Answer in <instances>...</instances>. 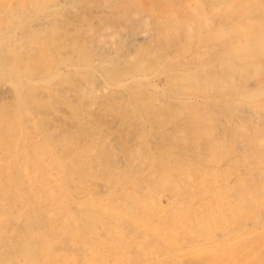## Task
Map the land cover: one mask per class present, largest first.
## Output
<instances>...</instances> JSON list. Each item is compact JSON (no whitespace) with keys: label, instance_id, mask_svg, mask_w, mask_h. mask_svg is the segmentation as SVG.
I'll list each match as a JSON object with an SVG mask.
<instances>
[{"label":"rangeland","instance_id":"rangeland-1","mask_svg":"<svg viewBox=\"0 0 264 264\" xmlns=\"http://www.w3.org/2000/svg\"><path fill=\"white\" fill-rule=\"evenodd\" d=\"M0 224V264H264V0H0Z\"/></svg>","mask_w":264,"mask_h":264},{"label":"bare ground","instance_id":"bare-ground-1","mask_svg":"<svg viewBox=\"0 0 264 264\" xmlns=\"http://www.w3.org/2000/svg\"><path fill=\"white\" fill-rule=\"evenodd\" d=\"M65 1H66V3H68V0H65ZM71 1H72V0H71ZM198 3H199V2H198ZM245 4H246V3H245ZM196 5H197V4H196ZM17 27H18V26H17ZM17 27H16V28H17ZM33 27H34V26H33ZM26 32H27V31H26ZM17 36H18V35H17ZM36 37H37V36H36ZM10 42H11V41H10ZM64 46H65V45H64ZM17 49H18V48H17ZM203 49H204V48H203ZM206 49H207V48H206ZM199 50H200V49H199ZM198 52H199V51H198ZM237 52H238V51H237ZM104 61H105V60H104ZM224 62H225V61H224ZM220 63H221V62H220ZM258 63H259V62H258ZM222 64H223V63H222ZM222 64H221V66H222ZM259 64H260V63H259ZM217 66H218V65H217ZM217 66H216V67H217ZM221 66H220V67H221ZM230 66H231V65H230ZM66 67H67V66H66ZM218 67H219V66H218ZM220 67H219V68H220ZM224 67H225V66H223V69H225ZM217 70H218V69H217ZM221 70H222V68H221ZM215 71H216V70H215ZM218 72H219V71H218ZM227 72H229V71H227ZM215 73H216V72H215ZM219 73H220V72H219ZM103 74H104V73H103ZM228 74H229V73H228ZM228 74H227V75H228ZM230 74H231V73H230ZM231 76H232V74H231ZM231 76H230V77H231ZM107 77H108V76H107ZM146 77H147V76H146ZM185 77H186V76H185ZM182 78H183V77H182ZM231 78H232V77H231ZM135 79H136V77H135ZM179 79H180V77H179ZM133 80H134V78H133ZM183 80H184V79H183ZM183 80H182V81H183ZM185 80H186V79H185ZM231 80H232V79H231ZM231 80H230V81H231ZM139 81H140V80H139ZM142 82H143V80H142ZM192 82H193V81H192ZM194 84H195V83H194ZM54 85H56V84H54ZM48 86H49V85H48ZM52 86H53V85H52ZM153 86H154V85H153ZM18 87H19V86H18ZM21 87H22V86H21ZM21 87H20V88H21ZM50 87H51V86H50ZM53 87H54V86H53ZM171 87H172V86H171ZM48 88H49V87H48ZM16 89H17V87H16ZM32 89H33V88H32ZM58 89H60V88H58ZM14 90H15V89H14ZM20 90H21V89H20ZM28 90H29V88H28ZM102 90H103V89H102ZM60 91H61V90H60ZM63 91H64V90H63ZM36 92H37V90H36ZM14 93H15V91H14ZM62 93H63V92H62ZM173 93H174V92H173ZM32 94H33V93H32ZM34 94H35V93H34ZM65 94H66V93H65ZM102 94H103V93H102ZM52 95H53V94H52ZM62 95H63V94H62ZM36 96H37V93H36ZM45 96H46V95H45ZM63 96H64V95H63ZM38 97H39V95H38ZM66 97H67V96H66ZM44 98H45V97H44ZM51 98H53V97H51ZM51 98H50V99H51ZM116 98H117V97H116ZM161 102H162V101H161ZM156 103H157V102H156ZM186 103H187V102H186ZM196 103H197V102H196ZM154 105H155V104H154ZM164 105H165V104H164ZM189 105L191 106L190 103H189ZM187 106H188V105H187ZM33 107H34V106H33ZM44 107H45V106H44ZM145 107H146V106H145ZM145 107H144V108H145ZM35 109H36V108H35ZM35 109H34V110H35ZM164 109H165V108H164ZM46 111H47V110H46ZM62 111H64V110H62ZM164 111H165V110H164ZM38 112H39V111H38ZM36 113H37V112H36ZM37 114H38V113H37ZM42 114H43V113H42ZM44 114H46V113H44ZM47 114H48V113H47ZM64 114H65V113H64ZM66 114H68V112H67ZM40 115H41V114H40ZM67 116H68V115H67ZM59 118H60V117H59ZM69 118H70V117H69ZM66 119H67V118H66ZM65 121H67V120H65ZM7 122H8V121H7ZM9 124H10V123H9ZM12 124H13V123H12ZM9 131H10V130H9ZM67 133H68V132H67ZM39 134H41V133H39ZM35 136H36V135H35ZM62 136H63V135H62ZM67 136H68V135H67ZM54 138H55V137H54ZM68 138H69V137H68ZM61 139H62V138H61ZM51 140H52V139H51ZM61 142H63V141H61ZM79 143H80V141H79ZM74 144H75V143H74ZM6 145H8V144H6ZM75 146H76V144H75ZM65 147H66V146H65ZM53 148H54V147H53ZM6 149H7V148H6ZM10 150H11V149H10ZM8 151H9V150H8ZM8 151H7V152H8ZM7 152H5V153H7ZM9 152H10V151H9ZM82 152H83V151H82ZM20 154H21V153H20ZM44 154H45V153H44ZM45 155H46V154H45ZM27 156H28V154H27ZM23 158H24V157H23ZM23 158H22V159H23ZM27 159H28V158H27ZM43 160H44V159H43ZM21 161H22V160H21ZM73 161H74V160H73ZM120 161H121V160H120ZM77 162H78V161H77ZM83 162H84V161H83ZM122 162H123V161H122ZM144 162H145V161H144ZM151 162H152V161H151ZM84 163H85V162H84ZM87 163H88V162H87ZM161 163L163 164V162H161ZM123 164H124V163H123ZM130 164H131V163H130ZM134 164H136V162H135ZM147 164H149V163H147ZM162 164H161V165H162ZM111 165H112V164H111ZM115 165H116V164H115ZM120 165H122V164H120ZM145 165H146V164H145ZM122 166H123V165H122ZM124 166H125V165H124ZM132 166H133V165H132ZM152 166H153V165H152ZM154 166H155V165H154ZM248 166H250V165H248ZM252 166H253V165H252ZM108 167H109V166H108ZM108 167H107V168H108ZM116 167H119V166H116ZM127 167H128V166H127ZM146 167H147V166H146ZM149 167H150V166H149ZM149 167H148V168H149ZM176 167H177V166H176ZM176 167H175V168H176ZM109 168H110V167H109ZM109 168H108V169H109ZM114 168H115V167H114ZM161 168H162V167H161ZM163 168H164V167H163ZM163 168H162V169H163ZM112 169H113V168H112ZM140 169H141V168H140ZM145 169H146V168H145ZM149 169H150V168H149ZM165 169H166V168H165ZM173 169H174V168H173ZM180 169H181V168H180ZM83 170H84V169H83ZM113 170H114V169H113ZM117 170H118V169H117ZM127 170H128V169H127ZM166 170H167V169H166ZM174 170H175V169H174ZM16 171H17V170H16ZM89 171H90V168H89ZM114 171H115V170H114ZM138 171H139V170H138ZM154 171H155V170H154ZM179 171L181 172V170H179ZM126 172H127V171H126ZM134 172H135V171H134ZM142 172H143V171H142ZM148 172H149V171H148ZM163 172H164V171H163ZM82 173H83V172H82ZM112 173H113V172H112ZM137 173H138V172H137ZM153 173H154V172H153ZM159 173H160V172H159ZM53 174H54V173H53ZM139 174H140V173H139ZM168 174H169V171H168ZM168 174H167V175H168ZM170 174H171V173H170ZM179 174H180V173H179ZM179 174H178V175H179ZM106 175H107V174H106ZM145 175H146V174H145ZM153 175H154V174H153ZM153 175H152V176H153ZM163 175H164V173H163ZM107 176H108V175H107ZM120 176H121V175H120ZM152 176H151V177H152ZM165 176H166V174H165ZM117 177H118V176H117ZM117 177H116V178H117ZM125 177H126V176H125ZM129 177H132V176H129ZM169 177H170V176H169ZM169 177H168V178H169ZM116 178H114V179L116 180ZM118 178H119V177H118ZM118 178H117V180H118ZM147 178H148V177H147ZM152 178H153V177H152ZM54 179H55V178H54ZM111 179H112V178H111ZM111 179H110L109 181H111ZM114 179H113V180H114ZM121 179H123V178H121ZM125 179H126V178H125ZM153 179H155V178H153ZM156 179H157V178H156ZM163 179H164V178H163ZM172 179H173V178H172ZM179 179H180V178H179ZM89 180H90V178H89ZM119 180H120V178H119ZM176 180H177V179H176ZM126 181H127V180H126ZM116 182H118V181H116ZM116 182H115V183H116ZM113 183H114V182H113ZM113 183H112V185H113ZM120 183H121V182H120ZM128 183H129V182H128ZM116 184H117V183H116ZM75 185H76V184H75ZM98 185H99V184H98ZM112 185H111V186H112ZM124 185H126V184L124 183ZM152 185H153V184H152ZM69 186H70V185H69ZM107 186H108V185H107ZM122 187H123V186H122ZM15 188H16V187H15ZM19 188H20V187H19ZM108 188H110V187H108ZM104 189H106V188H104ZM110 189H111V188H110ZM24 190H25V189H24ZM106 191H107V190H106ZM106 191H105V192H106ZM90 192H91V191H90ZM146 192H147V191H146ZM31 193H32V192H31ZM149 193H150V189H149ZM151 193H152V192H151ZM151 193H150V194H151ZM160 193H161V192H160ZM26 194H27V193H26ZM107 194H109V193H107ZM20 195H21V193H20ZM28 195H29V194H28ZM37 195H38V194H37ZM44 195H45V194H44ZM153 195H156V194L153 193ZM75 196H76V195H75ZM85 196H86V195H85ZM89 196H91V195H89ZM120 196H121V195H120ZM151 196H152V195H151ZM22 197H23V195H22ZM24 197H25V196H24ZM121 197H122V196H121ZM125 197H126V196H125ZM125 197H124V198H125ZM39 198H40V197H39ZM78 198H80V197H78ZM152 198H153V197H152ZM155 198H156V197H155ZM1 199L3 200V198H1ZM126 199H127V198H126ZM159 199H160V198H159ZM9 201H10V200H9ZM18 201H19V200H18ZM18 201H17V202H18ZM30 201H31V200H30ZM28 202H29V201H28ZM31 202H32V201H31ZM152 203H153V202H152ZM7 204H8V203H7ZM22 204H24V203L22 202ZM32 204H33V203H32ZM24 206H25V205H24ZM24 206H23V207H24ZM25 208H26V207H25ZM46 208H47V207H46ZM58 209H59V208H58ZM28 211H29V210H28ZM36 211H37V210H36ZM22 212H23V211H22ZM34 212H35V211H34ZM54 213H55V212H54ZM3 214H4V213H3ZM52 214H53V212H52ZM6 215H7V214H6ZM12 215H13V214H12ZM12 215H11V216H12ZM113 215H114V214H113ZM24 216H25V214H24ZM24 216H23V217H24ZM35 216H36V215H35ZM6 217H7V216H6ZM9 217H10V215H9ZM13 217H14V215H13ZM37 217H38V216H37ZM25 218H27V217H25ZM35 218H36V217H35ZM38 218H39V217H38ZM8 219H9V218H8ZM12 219H13V218H12ZM14 219H15V218H14ZM14 219H13V220H14ZM45 219H46V218H45ZM52 219H53V218H52ZM67 219H68V218H67ZM13 220H12V221H13ZM36 220H37V219H36ZM12 221H11V222H12ZM23 221H24V220H23ZM4 222H5V221H4ZM13 222H14V221H13ZM65 222H66V221H65ZM2 223H3V222H2ZM22 223H23V222H22ZM56 223H57V222H56ZM26 224H27V223H26ZM37 224H38V223H37ZM115 224H116V223H115ZM0 225H1V224H0ZM3 225H4V223H3ZM3 225L1 226L2 228H3ZM28 225H29V224H28ZM39 225H40V224H39ZM113 225H114V224H113ZM7 226H8V225H7ZM31 226H32V225H31ZM19 227H20V226H19ZM22 227H23V226H22ZM43 227H44V226H43ZM259 227H260V226H259ZM34 228H35V227H34ZM26 229H27V228H26ZM26 229H25V230H26ZM38 229H39V228H38ZM44 229H45V228H44ZM62 229H63V228H62ZM5 230H6V228H5ZM31 230H32V229H31ZM35 230H36V229H35ZM227 230H228V229H227ZM40 231H41V230H40ZM42 232H43V231H42ZM107 232H108V231H107ZM12 233H14V232H12ZM32 233H33V232H32ZM38 233H39V232H38ZM41 234H43V233H40V235H41ZM46 234H47V233H46ZM59 234H60V233H59ZM130 234H131V233H130ZM17 235H18V234H17ZM19 235H20V234H19ZM29 236H30V235H29ZM37 236H38V235H36V237H37ZM131 236H133V235L131 234ZM136 236H137V235H136ZM0 237H1V236H0ZM11 237H12V236H11ZM14 237H15V236H14ZM36 237H35V238H36ZM50 237H51V236H50ZM57 237H58V236H57ZM8 238H9V237H8ZM20 238H21V237H19V239H20ZM32 238H33V237H32ZM43 238H44V237H42V239H43ZM45 238H46V236H45ZM54 238H55V237H54ZM58 238H59V237H58ZM130 238H131V237H130ZM140 238H141V237H140ZM12 239H13V238H12ZM24 239H25V238H24ZM47 239H48V238H47ZM94 239H95V238H93V240H94ZM96 239H97V238H96ZM96 239H95V240H96ZM133 239H134V238H133ZM22 240H23V239H22ZM22 240H20V241H22ZM32 240H33V239H32ZM48 240H49V239H48ZM61 240H62V239H61ZM97 240H98V239H97ZM130 240H131V239H130ZM134 240H135V239H134ZM24 241H25V240H24ZM33 241H34V240H33ZM38 241H39V239H38ZM45 241H46V240H45ZM3 242H4V241H3ZM39 242H40V241H39ZM61 242H62V241H61ZM19 243H20V242H19ZM19 243H18V244H19ZM0 244H1V243H0ZM35 244H36V243H35ZM45 244H46V243H45ZM45 244H44V245H45ZM151 244H153V243H151ZM21 245H22V244H21ZM28 245H30V243H29ZM28 245H27V246H28ZM46 245H47V244H46ZM46 245H45V246H46ZM50 245H51V244H50ZM6 246H7V245H6ZM8 246H9V245H8ZM23 246H24V245H23ZM27 246H26V247H27ZM35 246H36V245H35ZM29 247H30V246H29ZM51 247H52V246H51ZM70 247H71V246H70ZM0 248H1V247H0ZM14 248H15V247H14ZM27 248H28V247H27ZM31 248H32V247H31ZM48 248H49V247H48ZM5 249H6V248H5ZM18 249H19V248H18ZM53 249H54V248H53ZM64 249H65V248H64ZM214 249H215V248H214ZM3 250H4V249H3ZM20 250H22V249H20ZM46 250H48V249H46ZM95 250H96V249H95ZM24 251H25V250H24ZM24 251H23V253H24ZM30 251H31V250H30ZM30 251H29V252H30ZM35 251H36V250H35ZM54 251H55V250H54ZM84 251H85V250H84ZM2 252H3V251H2ZM6 252H7V251H6ZM14 252H15V251H14ZM18 252H19V251H18ZM65 252H66V251H65ZM12 253H13V252H12ZM16 253H17V252H16ZM31 253H32V252H31ZM35 254H36V253H35ZM38 254H39V253H38ZM75 254H76V251H75ZM5 255H6V254H5ZM9 255H10V254H9ZM31 255H32V254H31ZM42 255H43V253H42ZM45 255H46V254H45ZM45 255H44V256H45ZM78 255H79V254H78ZM0 256H2V255H0ZM46 256H47V255H46ZM85 256H86V255H85ZM4 257H5V256H4ZM12 257H13V256H12ZM22 257H25V256H22ZM26 257H27V256H26ZM34 257H35V256H34ZM40 257H41V256H40ZM152 257H153V256H152ZM83 258H84V257H83ZM2 259H3V258H2ZM11 259H12V258H11ZM27 259H28V258H27ZM34 259H35V258H34ZM12 260H13V259H12ZM83 260H84V259H83ZM90 260H91V259H90ZM13 261H14V260H13ZM26 261H27V260H26ZM26 261H25V262H26ZM32 261H33V260H32ZM34 261H35V260H34ZM86 261H87V260H86ZM167 261H168V260H167ZM25 262H24V264H25ZM39 262H40V261H39ZM75 262H76V261H75ZM77 262H78V261H77ZM80 262H81V261H80ZM93 262H94V261H93ZM3 263H4V262H3ZM14 263H15V262H14ZM26 263H27V262H26ZM29 263H30V262H29ZM90 263H91V261H90ZM161 263H163V262H161ZM5 264H6V263H5ZM10 264H11V263H10ZM27 264H28V263H27ZM36 264H37V263H36ZM78 264H80V263H78Z\"/></svg>","mask_w":264,"mask_h":264}]
</instances>
